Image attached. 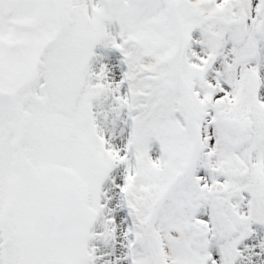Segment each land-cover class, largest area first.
I'll list each match as a JSON object with an SVG mask.
<instances>
[{"label": "snow or ice", "instance_id": "1", "mask_svg": "<svg viewBox=\"0 0 264 264\" xmlns=\"http://www.w3.org/2000/svg\"><path fill=\"white\" fill-rule=\"evenodd\" d=\"M0 264H264V0H0Z\"/></svg>", "mask_w": 264, "mask_h": 264}]
</instances>
